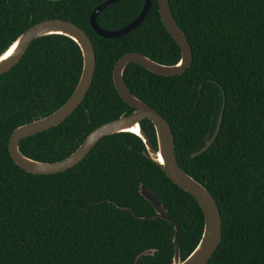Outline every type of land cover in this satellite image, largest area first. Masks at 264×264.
Here are the masks:
<instances>
[{
    "label": "trees",
    "instance_id": "16d2710c",
    "mask_svg": "<svg viewBox=\"0 0 264 264\" xmlns=\"http://www.w3.org/2000/svg\"><path fill=\"white\" fill-rule=\"evenodd\" d=\"M108 0H0V54L27 28L45 20L71 23L89 39L94 72L80 106L60 125L19 142L31 161L68 157L95 128L133 110L117 96L111 71L125 54L174 66L179 49L163 30L156 0L142 22L116 39L97 37L91 12ZM144 0H118L95 18L119 30ZM190 47L189 68L159 77L127 65L122 82L169 126L179 169L214 200L221 219L218 247L206 264H264V0H168ZM81 70L76 45L61 36L34 40L20 61L0 75V264H171L173 224L180 261L195 248L202 215L172 185L131 134L101 139L73 168L51 176L26 174L7 153L10 133L57 110ZM219 130L210 147L217 115ZM140 128L155 148L151 124ZM149 191L168 223L139 195Z\"/></svg>",
    "mask_w": 264,
    "mask_h": 264
},
{
    "label": "water",
    "instance_id": "95a60500",
    "mask_svg": "<svg viewBox=\"0 0 264 264\" xmlns=\"http://www.w3.org/2000/svg\"><path fill=\"white\" fill-rule=\"evenodd\" d=\"M41 1L58 2L61 0ZM117 1L108 0L97 6L89 15L88 24L97 37L112 40L131 32L142 22L150 5V0H144L139 14L125 27L116 31L101 30L95 23L96 16ZM156 4L159 22L163 30L179 49L178 62L174 66H162L138 53L123 55L112 68L111 81L119 99L133 111L127 116H120L115 120L93 129L68 157L54 163H40L26 159L18 152V144L26 138L57 127L80 106L91 84L94 72V53L87 36L68 22L45 20L30 26L22 32L0 54V75L7 73L20 61L31 42L46 36H61L73 42L81 56V70L75 88L57 110L44 118L19 126L10 133L7 141V153L13 164L26 174L33 176H51L73 168L105 137L115 134H131L135 136L141 141L144 147L142 155L146 156L172 185L189 195L202 215V232L199 241L192 252L184 260L180 261L177 248V234L179 230L177 224L172 223L167 218L166 213L158 205L154 195L141 186L139 187V195L151 206L155 218L173 224V254L171 264H206L215 252L220 241L221 219L218 208L211 196L199 184L185 175L177 166L174 156L173 137L168 124L152 108L135 99L127 91L121 78L123 69L129 64L136 65L144 71L159 77L179 76L191 64L192 54L190 47L172 18L168 0H156ZM223 104V96H221V107L217 115L213 133L204 143L203 147L190 156L191 158L205 152L214 141L219 130ZM143 120L148 121L153 128L155 148H153L146 134L140 128V122ZM151 254L152 251L150 250L138 254L133 264H138L141 257L150 256Z\"/></svg>",
    "mask_w": 264,
    "mask_h": 264
}]
</instances>
